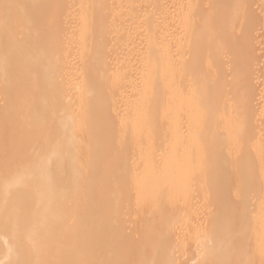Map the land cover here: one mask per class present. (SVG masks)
Masks as SVG:
<instances>
[{
  "label": "bare ground",
  "instance_id": "6f19581e",
  "mask_svg": "<svg viewBox=\"0 0 264 264\" xmlns=\"http://www.w3.org/2000/svg\"><path fill=\"white\" fill-rule=\"evenodd\" d=\"M260 48L264 0H0V264H264Z\"/></svg>",
  "mask_w": 264,
  "mask_h": 264
},
{
  "label": "rangeland",
  "instance_id": "374dc122",
  "mask_svg": "<svg viewBox=\"0 0 264 264\" xmlns=\"http://www.w3.org/2000/svg\"><path fill=\"white\" fill-rule=\"evenodd\" d=\"M259 1H260V0H259ZM259 39H260V38H259ZM261 48H262V47H261ZM261 48H260V50H261ZM258 49H259V48H258ZM263 50H264V49H262L261 51H263ZM256 86H257V85H254V87L256 88V89H254V90L258 91V96L262 95V94H263V93H262V89H259V88H261V87L257 86V87H258V88H257ZM262 88H263V86H262ZM260 90H261V92L259 93ZM256 91H255V92H256ZM259 94H260V95H259ZM254 109H255V108H254ZM255 113H258V114H259V113H262V112H261V109H260V108H256V109H255ZM243 183L245 184V181H243Z\"/></svg>",
  "mask_w": 264,
  "mask_h": 264
}]
</instances>
